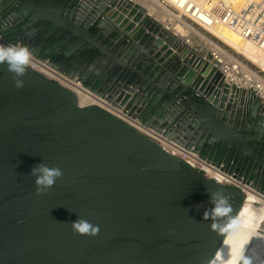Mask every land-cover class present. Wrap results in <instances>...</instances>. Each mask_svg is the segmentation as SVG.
<instances>
[{
    "label": "water",
    "instance_id": "obj_1",
    "mask_svg": "<svg viewBox=\"0 0 264 264\" xmlns=\"http://www.w3.org/2000/svg\"><path fill=\"white\" fill-rule=\"evenodd\" d=\"M0 38L264 195V106L251 98L236 112L228 96L239 91L210 84L214 68L197 54L185 60L174 32L140 4L0 0ZM23 80L14 87L0 64V264L209 263L243 204L239 185L209 178L99 105H80L29 65ZM39 163L63 171L43 195L29 175ZM220 192L230 210L203 219ZM77 216L99 234L57 222ZM262 257L256 241L239 264Z\"/></svg>",
    "mask_w": 264,
    "mask_h": 264
},
{
    "label": "built area",
    "instance_id": "obj_2",
    "mask_svg": "<svg viewBox=\"0 0 264 264\" xmlns=\"http://www.w3.org/2000/svg\"><path fill=\"white\" fill-rule=\"evenodd\" d=\"M160 8L172 7L180 17L190 20L202 29H209L213 26H225L233 30L241 39L251 41L261 49V57L256 67L251 68L240 59L234 57L229 48L213 37H200L201 49L195 53L189 52L185 60H192L197 54L201 57L202 63L209 64L208 72L214 68L208 82L216 86L220 78L227 84L229 90L235 87L238 90L237 97H229L234 110L240 113H247L250 99L256 100L260 106H264V0H149ZM8 44V43H7ZM10 45V44H9ZM239 57V55H238ZM29 66L50 76L64 87L70 89L78 96H85L82 105L104 103L109 107L116 105L99 96L89 88L85 87L77 78H71L58 71L47 61L38 59L32 55ZM216 73L219 78H216ZM54 77V78H53ZM216 81V82H215ZM243 92V93H242ZM79 103V101H78ZM257 113L264 123V112L257 108ZM128 117L138 122L149 132H154L164 144L157 142L172 155H175L190 165L202 170L206 176L222 184H235L240 182L232 173L221 169L215 163L199 156L198 153L187 150L183 145L172 139L163 136L150 127L144 126L136 117L125 111ZM145 134V133H144ZM148 136V135H147ZM154 140V139H153ZM241 187V186H240Z\"/></svg>",
    "mask_w": 264,
    "mask_h": 264
},
{
    "label": "bare ground",
    "instance_id": "obj_3",
    "mask_svg": "<svg viewBox=\"0 0 264 264\" xmlns=\"http://www.w3.org/2000/svg\"><path fill=\"white\" fill-rule=\"evenodd\" d=\"M132 1L144 7L151 18H154L158 22L163 21V27L168 31H172L169 30V25H172L171 22L174 20L179 22V24H175L176 26H174V28L176 27L180 30L184 27L182 25V21L184 23L195 24L188 19L180 17V15H178V13L170 6H168L169 11L166 9L168 18L164 21L163 19L166 16L163 15L162 11H160L162 8L144 0ZM162 10L164 11V8ZM197 29L201 31V34H203L204 37H213L215 40H218L220 43H223L226 47H228L229 50H233L235 54L239 55L243 62L246 61L250 63V65L254 66V68L256 67V63L261 57V49L255 43L239 38L233 30L225 26H213L209 29H202L197 26ZM174 34L178 41V47L180 48L181 53H195V51L190 49V47L180 37H178L175 32ZM0 45L7 46L9 44L0 38ZM84 98L85 96H78L80 105L85 102ZM98 105L115 114L140 132L145 133L148 137L164 144L154 132H149L138 122L133 120L131 117H128L123 107H109L104 103H98ZM240 186L244 193L243 204L220 247L208 264H239L245 248L256 241L261 242L263 257L260 264H264V195L256 192L255 189H252L249 186L242 184H240Z\"/></svg>",
    "mask_w": 264,
    "mask_h": 264
},
{
    "label": "clouds",
    "instance_id": "obj_4",
    "mask_svg": "<svg viewBox=\"0 0 264 264\" xmlns=\"http://www.w3.org/2000/svg\"><path fill=\"white\" fill-rule=\"evenodd\" d=\"M33 52L34 50L25 46L0 45V64H7V70L12 73L13 84L17 89L24 86L23 77L26 75ZM29 175L35 177L36 194L43 195L56 184L57 179L63 176V171L59 167H49L46 163H39L32 168ZM217 196H219V200L216 198ZM209 203L212 207L205 210L203 219H212L213 213H219L223 209L230 210L228 197L222 192L210 193ZM77 217L71 222L56 221L70 223L72 231L78 235L94 237L99 234V225H95L82 217Z\"/></svg>",
    "mask_w": 264,
    "mask_h": 264
},
{
    "label": "rangeland",
    "instance_id": "obj_5",
    "mask_svg": "<svg viewBox=\"0 0 264 264\" xmlns=\"http://www.w3.org/2000/svg\"><path fill=\"white\" fill-rule=\"evenodd\" d=\"M134 1H136V0H134ZM144 1H146V2H148V3H150V1L149 0H144ZM157 9L159 10V8L157 7ZM163 9V8H162ZM162 9H160V11H162L163 12V15H165L166 17V19L164 18L163 20L164 21H166L167 20V18H168V14H167V12H166V9L168 10L169 8L167 7V6H165V8H164V11L162 10ZM169 11V10H168ZM162 14V13H161ZM160 23H162V25H163V21H161ZM172 23V25L170 24L169 25V30H172L173 32H175L176 33V35L178 36V37H180L189 47H190V49H193V50H196V52H198V50L199 49H201V46H200V44H199V38L200 37H204V35L203 34H201V31H199V29H197V25H195V24H189V23H184L183 21H182V25L184 26L181 30L180 29H177L176 27L174 28V26H176L175 24L176 23H178L179 24V22L178 21H172L171 22ZM230 52H231V54L234 56V57H236L237 59H240V57H238V55L237 54H235L234 52H233V50H230ZM245 63V62H244ZM246 65H248L250 68H251V65H250V63H248V64H246ZM256 192H258V191H256ZM258 193H260V192H258Z\"/></svg>",
    "mask_w": 264,
    "mask_h": 264
}]
</instances>
